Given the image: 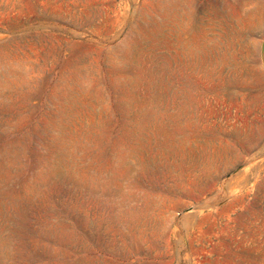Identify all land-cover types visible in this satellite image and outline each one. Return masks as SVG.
I'll use <instances>...</instances> for the list:
<instances>
[{
	"label": "rangeland",
	"instance_id": "rangeland-1",
	"mask_svg": "<svg viewBox=\"0 0 264 264\" xmlns=\"http://www.w3.org/2000/svg\"><path fill=\"white\" fill-rule=\"evenodd\" d=\"M264 0H0V264H264Z\"/></svg>",
	"mask_w": 264,
	"mask_h": 264
},
{
	"label": "water",
	"instance_id": "water-1",
	"mask_svg": "<svg viewBox=\"0 0 264 264\" xmlns=\"http://www.w3.org/2000/svg\"><path fill=\"white\" fill-rule=\"evenodd\" d=\"M261 51H262V53L264 52V37H263V40L261 42Z\"/></svg>",
	"mask_w": 264,
	"mask_h": 264
},
{
	"label": "bare ground",
	"instance_id": "bare-ground-1",
	"mask_svg": "<svg viewBox=\"0 0 264 264\" xmlns=\"http://www.w3.org/2000/svg\"><path fill=\"white\" fill-rule=\"evenodd\" d=\"M262 56H263V60H264V52H263V55Z\"/></svg>",
	"mask_w": 264,
	"mask_h": 264
}]
</instances>
